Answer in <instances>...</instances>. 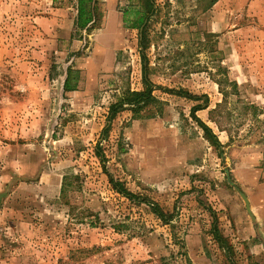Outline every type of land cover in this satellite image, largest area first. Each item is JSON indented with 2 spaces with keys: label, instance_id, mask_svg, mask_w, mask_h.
Here are the masks:
<instances>
[{
  "label": "rangeland",
  "instance_id": "1",
  "mask_svg": "<svg viewBox=\"0 0 264 264\" xmlns=\"http://www.w3.org/2000/svg\"><path fill=\"white\" fill-rule=\"evenodd\" d=\"M155 1L162 112L110 117L137 0H0V264H264V0Z\"/></svg>",
  "mask_w": 264,
  "mask_h": 264
},
{
  "label": "trees",
  "instance_id": "2",
  "mask_svg": "<svg viewBox=\"0 0 264 264\" xmlns=\"http://www.w3.org/2000/svg\"><path fill=\"white\" fill-rule=\"evenodd\" d=\"M96 0H77V15L74 20V25L78 29H83L89 25L92 21H94V8H95ZM135 6V5H134ZM157 4L155 0H137V5L135 7L131 6V10L125 9L122 11V21L126 27H130L132 29L138 30V45H139V53L142 59L141 64V88L138 90H131L129 88L125 89L121 92L117 101L110 105V117H112L117 111L128 109L132 112L133 117H142L147 116L151 117L156 114H160L162 112V101H160L154 94V85L151 83L149 79V68L147 62L146 51L150 48L151 45V21L152 17L156 13ZM127 12H133V19H128ZM159 34L160 32H156L154 34ZM226 83L230 84L233 90H236L237 85L234 81H227ZM223 82L218 81L220 92L223 94L224 99L226 98V94L228 93L226 89L223 87ZM64 90H69L67 86V82H64ZM206 106L197 105L192 108V111H197L205 108ZM214 110V109H213ZM213 110H210V115L212 118ZM196 118V117H194ZM197 120V119H196ZM217 126L219 127V123L216 119L212 118ZM200 122V121H198ZM204 132L209 136H211L210 130L204 124L200 122ZM95 153L97 155H101L98 149L96 148ZM66 177H64L62 189L66 183ZM110 182H113L110 179ZM116 185V183L114 184ZM119 192L125 194V196L132 197L133 194L125 189H117ZM150 204V208L153 213L156 215L163 217L165 214L160 211V209L152 202L146 201Z\"/></svg>",
  "mask_w": 264,
  "mask_h": 264
},
{
  "label": "crops",
  "instance_id": "3",
  "mask_svg": "<svg viewBox=\"0 0 264 264\" xmlns=\"http://www.w3.org/2000/svg\"><path fill=\"white\" fill-rule=\"evenodd\" d=\"M67 9H69V8H67ZM73 9V8H72ZM68 12H69V10H68ZM75 12L77 13V4H76V8H75V10L73 9V12H72V14H71V12H70V14H67V16L69 15V16H72V17H70L72 20H73V18L75 17ZM69 16H68V18H69ZM110 16H114V14L113 13H110L109 14V17ZM108 17V18H109Z\"/></svg>",
  "mask_w": 264,
  "mask_h": 264
}]
</instances>
